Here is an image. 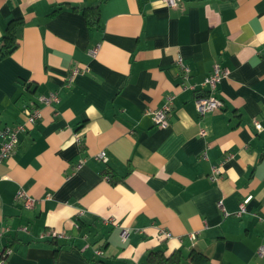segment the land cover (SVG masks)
<instances>
[{"label":"crops","instance_id":"crops-1","mask_svg":"<svg viewBox=\"0 0 264 264\" xmlns=\"http://www.w3.org/2000/svg\"><path fill=\"white\" fill-rule=\"evenodd\" d=\"M13 18L24 27L0 58V148L30 97L60 98L0 157V264H264V0H0V38ZM216 64L223 105L201 114L181 85ZM170 96L163 126L152 110Z\"/></svg>","mask_w":264,"mask_h":264},{"label":"built area","instance_id":"built-area-1","mask_svg":"<svg viewBox=\"0 0 264 264\" xmlns=\"http://www.w3.org/2000/svg\"><path fill=\"white\" fill-rule=\"evenodd\" d=\"M164 4H166L169 7H177L179 2L181 0H161ZM95 52V50H94ZM177 65L182 71L183 78L189 79L190 78V68L185 64L184 59L182 57H179L177 60ZM83 69H81L78 66H73L69 70V76H68V84L73 80V77L81 72ZM87 70V69H85ZM227 75V71H224L221 69L219 64H216L214 67V70L212 74H210L208 77H206L202 82H200L199 86L198 84H189L185 83L182 84L181 87L183 89H193L197 90V96H195V106L199 113L205 114L209 112H213L215 110H218L222 107L223 101L214 95V92L216 88L218 87V84L221 82V80ZM59 93L57 91L50 92L47 95H36L33 97H30L26 103L25 111H26V118L23 122H18L13 125H8L4 130V136L5 139L1 144L0 148V157L5 158L11 155L13 152L16 151L18 143H19V134L26 131L28 127L32 124H35L40 118H41V108L40 104L44 105H51L55 102L59 101ZM172 99L173 97L170 96L167 99V102L158 109L152 110L154 120L157 123H160L161 125L165 126L168 124V111L172 107ZM256 127L258 130H261L263 127L259 122H255ZM207 134V130L205 128L200 129V135L205 136ZM78 141H80V137H77ZM203 155L206 157V151L203 153ZM105 152L99 153V158H104ZM232 155L229 157H226L224 160L231 158ZM83 162V161H80ZM80 165V164H79ZM222 175V169L221 166H212L211 172L209 174V178L211 181L217 180ZM107 176H105L106 178ZM15 199L22 200L25 206L27 207H33L36 205V199L31 196L29 193L26 192L25 189L20 188L15 196ZM245 203L246 201H243L240 203V210L239 215L242 214L245 210ZM85 210L81 209L80 214H84ZM112 221V219H111ZM107 222H110V219L107 220ZM165 231V230H164ZM167 235H170L168 232H166ZM55 236H65L64 233H56ZM189 236L193 239L196 238L197 232L189 233ZM123 240L126 238V231H123L122 233ZM258 253L260 255H263L264 253V246H261L258 249ZM96 256H102L103 250L101 247L97 248L95 250Z\"/></svg>","mask_w":264,"mask_h":264},{"label":"trees","instance_id":"trees-1","mask_svg":"<svg viewBox=\"0 0 264 264\" xmlns=\"http://www.w3.org/2000/svg\"><path fill=\"white\" fill-rule=\"evenodd\" d=\"M93 8L91 9L90 6L84 7V12L88 15L90 21L93 24L98 23L99 19V13L96 15L89 14L87 13L88 10H98L99 6L95 5L92 6ZM93 15V16H92ZM24 22L21 18H13L9 21L8 26L6 27L4 34L0 38V58L11 54L18 46L20 42V38L22 36L23 32V27H24ZM12 246V245H9ZM191 259L193 261L200 260L202 259L203 261H206V256L200 252L195 250L192 255ZM177 260H172L169 264H176ZM197 264V263H196ZM202 264H207V262L202 263Z\"/></svg>","mask_w":264,"mask_h":264}]
</instances>
